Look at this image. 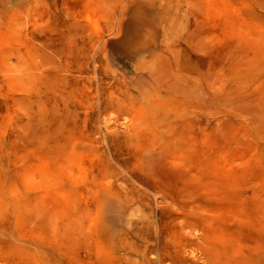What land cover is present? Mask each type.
Masks as SVG:
<instances>
[{
  "label": "rangeland",
  "instance_id": "374dc122",
  "mask_svg": "<svg viewBox=\"0 0 264 264\" xmlns=\"http://www.w3.org/2000/svg\"><path fill=\"white\" fill-rule=\"evenodd\" d=\"M0 264H264V0H0Z\"/></svg>",
  "mask_w": 264,
  "mask_h": 264
}]
</instances>
